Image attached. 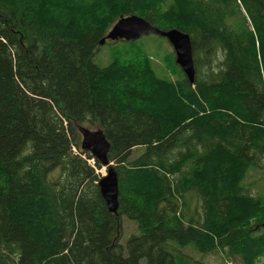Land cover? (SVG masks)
Listing matches in <instances>:
<instances>
[{
  "label": "trees",
  "instance_id": "obj_1",
  "mask_svg": "<svg viewBox=\"0 0 264 264\" xmlns=\"http://www.w3.org/2000/svg\"><path fill=\"white\" fill-rule=\"evenodd\" d=\"M130 15L189 34L194 83L145 55L95 62ZM82 128L111 143L118 215ZM257 168L264 0H0V264H193L190 245L257 264L264 199L243 184ZM121 215L139 229L125 245Z\"/></svg>",
  "mask_w": 264,
  "mask_h": 264
},
{
  "label": "rangeland",
  "instance_id": "obj_2",
  "mask_svg": "<svg viewBox=\"0 0 264 264\" xmlns=\"http://www.w3.org/2000/svg\"><path fill=\"white\" fill-rule=\"evenodd\" d=\"M144 55L148 57L154 74L159 78L177 82L185 76L181 67L176 63L172 44L167 38L154 33L143 35L139 39L132 41L122 39L107 41L105 44L99 45L98 53L95 55V62L99 66L104 67L109 65L115 58L132 59ZM140 150L134 149L132 156H135ZM90 164L94 166L95 161L93 159L90 160ZM113 166H115V163H113ZM107 170L108 168L105 166L95 168V172L99 177L106 175ZM243 184L250 188L254 196L264 199V168L250 169ZM121 218L122 231L120 240L125 245L131 235L139 233V229L137 223L126 215H121ZM251 222L252 225H255L258 221L253 219ZM183 252L193 258V264H236L241 262L238 256L234 261L225 252L213 250L209 253H202L192 245L183 248ZM263 263L264 254L257 261V264ZM141 264H146V262L141 261Z\"/></svg>",
  "mask_w": 264,
  "mask_h": 264
},
{
  "label": "water",
  "instance_id": "obj_3",
  "mask_svg": "<svg viewBox=\"0 0 264 264\" xmlns=\"http://www.w3.org/2000/svg\"><path fill=\"white\" fill-rule=\"evenodd\" d=\"M150 33L163 36L169 40L175 52L176 63L181 67L189 82L194 83L196 71L192 43L189 34L182 30L177 28L160 29L142 16L132 15L126 18L120 17L99 43L102 45L107 41L120 39L132 41ZM81 132L83 136L82 150L89 151L102 166L108 168L107 174L100 177L98 185L108 210L118 215L120 207L119 178L113 163L108 158L111 143L102 130L92 131L82 128Z\"/></svg>",
  "mask_w": 264,
  "mask_h": 264
},
{
  "label": "bare ground",
  "instance_id": "obj_4",
  "mask_svg": "<svg viewBox=\"0 0 264 264\" xmlns=\"http://www.w3.org/2000/svg\"><path fill=\"white\" fill-rule=\"evenodd\" d=\"M130 16H132V15H130ZM126 17H129V16H126ZM126 17H124V18H126ZM122 18V17H121ZM40 36V35H39ZM256 44V43H255ZM194 56V55H193ZM231 110V109H230ZM57 148V147H56ZM40 149V148H39ZM27 183V182H26ZM120 188V187H119Z\"/></svg>",
  "mask_w": 264,
  "mask_h": 264
}]
</instances>
